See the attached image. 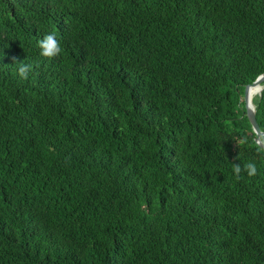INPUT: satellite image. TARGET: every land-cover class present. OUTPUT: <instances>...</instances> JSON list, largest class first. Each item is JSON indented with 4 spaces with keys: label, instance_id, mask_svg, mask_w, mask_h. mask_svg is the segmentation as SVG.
Here are the masks:
<instances>
[{
    "label": "trees",
    "instance_id": "trees-1",
    "mask_svg": "<svg viewBox=\"0 0 264 264\" xmlns=\"http://www.w3.org/2000/svg\"><path fill=\"white\" fill-rule=\"evenodd\" d=\"M262 75L264 0H0V264H264Z\"/></svg>",
    "mask_w": 264,
    "mask_h": 264
},
{
    "label": "clouds",
    "instance_id": "clouds-1",
    "mask_svg": "<svg viewBox=\"0 0 264 264\" xmlns=\"http://www.w3.org/2000/svg\"><path fill=\"white\" fill-rule=\"evenodd\" d=\"M38 46L40 48V55L45 58H54L59 55L62 51L59 41L55 38L53 34L45 35L39 42ZM15 59V58H14ZM18 65V75L21 79L27 80L29 78V73L32 71V65L24 63L23 61H17ZM253 93H258L259 88L253 89ZM233 172L237 179L241 178V173L246 172L249 177L255 176L257 174V167L254 162H247L241 167L240 164H233Z\"/></svg>",
    "mask_w": 264,
    "mask_h": 264
},
{
    "label": "water",
    "instance_id": "water-1",
    "mask_svg": "<svg viewBox=\"0 0 264 264\" xmlns=\"http://www.w3.org/2000/svg\"><path fill=\"white\" fill-rule=\"evenodd\" d=\"M254 88L260 89L258 95H260L263 92V90H264V75L260 76L254 83H252L251 85H248L246 87L245 97H244L247 116L249 118V121L253 127L255 134L257 135L256 140H257L258 144L264 148V144L260 140V138L262 136H264V133L261 131L260 126L257 122L256 110H255V107L253 105V100L251 99V95H250V91Z\"/></svg>",
    "mask_w": 264,
    "mask_h": 264
},
{
    "label": "bare ground",
    "instance_id": "bare-ground-1",
    "mask_svg": "<svg viewBox=\"0 0 264 264\" xmlns=\"http://www.w3.org/2000/svg\"><path fill=\"white\" fill-rule=\"evenodd\" d=\"M254 89H256V88H254ZM253 90V89H252ZM250 91V95H251V99L253 100V99H255L254 97L255 96H257L258 94H259V92L258 93H253V91Z\"/></svg>",
    "mask_w": 264,
    "mask_h": 264
}]
</instances>
